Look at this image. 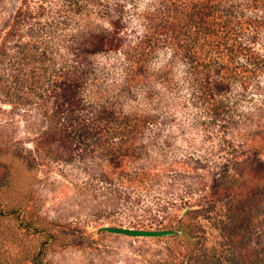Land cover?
<instances>
[{
	"label": "trees",
	"instance_id": "trees-1",
	"mask_svg": "<svg viewBox=\"0 0 264 264\" xmlns=\"http://www.w3.org/2000/svg\"><path fill=\"white\" fill-rule=\"evenodd\" d=\"M7 21L0 92L37 98L25 110L38 113L50 92L68 100L41 122L69 162L89 163L90 208L179 231L176 245L141 238L166 241L143 264H264V0H18ZM175 131L217 138L224 161ZM42 233L27 264L57 239Z\"/></svg>",
	"mask_w": 264,
	"mask_h": 264
},
{
	"label": "rangeland",
	"instance_id": "rangeland-1",
	"mask_svg": "<svg viewBox=\"0 0 264 264\" xmlns=\"http://www.w3.org/2000/svg\"><path fill=\"white\" fill-rule=\"evenodd\" d=\"M0 1L6 3L4 7L3 4L0 6V28H4L18 0ZM261 83L264 85V80ZM47 97L51 100L49 103L40 101L43 108L38 113L25 110L29 101L37 102V98L14 96L10 100L0 92V167L7 169V173L0 174V185L3 184L0 209L6 211L5 202L12 209L20 206L15 213L0 217V264H27L26 253L40 249L46 241L42 231L46 235L53 234L57 239L54 244L47 242L50 246H45V252L38 257L41 264H143L156 259L152 252L159 250L165 240L96 234L102 226L119 227L134 222L122 212L96 213L90 208L93 198L86 186L90 181L89 163L79 162L78 158L69 162L65 158V149L56 139L47 137L48 128L41 122L42 113L46 111L51 115L55 105L68 100L59 91L50 92ZM170 135L177 145L210 155L217 163L225 159L223 146L217 138L202 143L198 136H183L180 131ZM17 165L20 171L16 174L14 168ZM161 205L165 204L162 202ZM181 207V204L175 207L168 205L166 211L170 216L162 219L163 225L168 219L175 224L172 217L179 215L180 218L187 212L188 208ZM161 212L160 215H164ZM22 223L31 224L37 231L36 235L20 227L19 231L18 225ZM64 234L66 236L62 240ZM177 236L174 245L179 243L180 234ZM143 249L148 251L141 254Z\"/></svg>",
	"mask_w": 264,
	"mask_h": 264
},
{
	"label": "water",
	"instance_id": "water-1",
	"mask_svg": "<svg viewBox=\"0 0 264 264\" xmlns=\"http://www.w3.org/2000/svg\"><path fill=\"white\" fill-rule=\"evenodd\" d=\"M99 233H109L131 238H164L177 235L179 232L175 230H147L126 227L102 226L96 231V234Z\"/></svg>",
	"mask_w": 264,
	"mask_h": 264
}]
</instances>
